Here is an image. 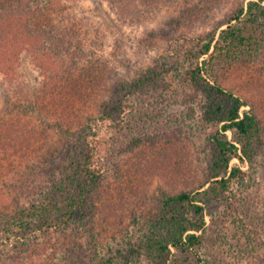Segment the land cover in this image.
<instances>
[{
    "label": "rangeland",
    "instance_id": "1",
    "mask_svg": "<svg viewBox=\"0 0 264 264\" xmlns=\"http://www.w3.org/2000/svg\"><path fill=\"white\" fill-rule=\"evenodd\" d=\"M247 2L166 0L139 23L122 18L106 0L69 3L88 30L80 41L86 49L95 47L105 66L97 75L99 87L85 93L82 103L67 98L70 103L56 108L57 102L55 112L67 121L45 115L52 125L77 133L90 117L98 119L80 139L51 128L36 106L39 73L24 53L15 87L0 78V122L25 118L49 127L23 175L8 178L0 189V264H264V32L257 55L225 60L216 71L219 83L249 102L257 116L249 159L230 162L243 170L241 179L232 184V195L205 201L206 225L197 249L170 246L162 255L151 247L158 239L167 241L169 228L154 227L165 195L210 185L216 152L211 137L221 123L208 118V96L191 87L187 72L202 42L218 36ZM92 149L98 181L85 189V204L74 218L58 229L32 221L18 228L13 218L34 217L29 208L53 189L61 193L74 158L79 161ZM192 215L188 211L185 217L193 222Z\"/></svg>",
    "mask_w": 264,
    "mask_h": 264
},
{
    "label": "trees",
    "instance_id": "2",
    "mask_svg": "<svg viewBox=\"0 0 264 264\" xmlns=\"http://www.w3.org/2000/svg\"><path fill=\"white\" fill-rule=\"evenodd\" d=\"M106 1L122 18L139 23L150 9L166 0ZM71 2L76 0H0V78L15 87L20 80L18 62L21 54L30 56L40 76L41 91L36 106L51 125L53 118L45 114L51 112L56 117L54 120L67 121L61 113L55 112L57 102L60 105L56 108L66 105L67 98L75 102L74 105L82 103L85 93H92L99 87L102 66H105L104 56L91 45L86 49L80 41L81 34H88V30L76 20L69 6ZM263 32L264 0H248L246 7L240 8L226 27L219 30L218 36L215 33L207 37L193 54L194 64L187 72L188 81L194 90L208 96L206 115L221 126L211 137L216 152L211 161L210 185L203 190L165 195L162 200L154 227L156 231L161 228L162 232L169 228L165 236L167 241L158 239L151 244L162 255L170 253V246L181 250L197 249L201 243L199 231L206 225L205 201L232 195V184L244 173L238 165L230 167V162L234 158L240 163L249 159L250 137L257 131V116L249 102L219 83L216 71L225 60H236L244 54L257 55L263 44ZM247 106L248 109H242ZM97 119L90 117L80 133L69 128L65 130L67 128L62 124L51 128L59 127L62 134L80 139L89 136L86 131L91 128L90 122ZM45 129L49 127L25 118L0 122V189L4 182L7 184L8 178L18 179L16 176L23 175L29 157L39 152ZM227 131L236 138L231 140ZM93 149L83 154L84 158L81 155L79 161L74 158L75 167L66 179L61 180V193L60 188L57 189L60 196L53 189L38 207L32 205L29 208L34 217L17 214L13 218L19 224L18 228L23 227L21 223L28 225L32 221L48 229H58L74 218L76 210L85 204V189L98 181V172L93 168ZM79 175L85 178V184ZM34 209L36 212L31 213ZM188 211L193 214V222L185 217ZM3 224L0 219V233Z\"/></svg>",
    "mask_w": 264,
    "mask_h": 264
}]
</instances>
